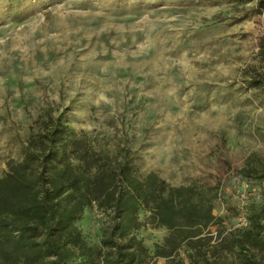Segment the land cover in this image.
Instances as JSON below:
<instances>
[{
	"label": "rangeland",
	"instance_id": "1",
	"mask_svg": "<svg viewBox=\"0 0 264 264\" xmlns=\"http://www.w3.org/2000/svg\"><path fill=\"white\" fill-rule=\"evenodd\" d=\"M252 5L0 0V177L46 114H60L96 149L113 155L126 146L141 173L173 186L219 184L224 225L244 227L250 202L264 198V181L239 172L264 168V97L242 83L264 31V11ZM107 219L89 206L76 225L96 243ZM141 234L152 254L161 242L150 229Z\"/></svg>",
	"mask_w": 264,
	"mask_h": 264
},
{
	"label": "trees",
	"instance_id": "2",
	"mask_svg": "<svg viewBox=\"0 0 264 264\" xmlns=\"http://www.w3.org/2000/svg\"><path fill=\"white\" fill-rule=\"evenodd\" d=\"M251 1L248 10L264 11V0ZM242 83L264 97V31ZM46 115L0 177V264H142L152 257L186 264L180 250L187 264L195 255L221 264L220 252L235 264H264V198L250 202L244 227L227 229L212 212L213 201L224 197L219 184L169 185L156 172H139L126 146L113 155L96 149L60 114ZM239 172L264 181V168ZM89 206L108 217L96 243H87L76 225ZM145 226L168 230L152 254L140 235Z\"/></svg>",
	"mask_w": 264,
	"mask_h": 264
},
{
	"label": "crops",
	"instance_id": "3",
	"mask_svg": "<svg viewBox=\"0 0 264 264\" xmlns=\"http://www.w3.org/2000/svg\"><path fill=\"white\" fill-rule=\"evenodd\" d=\"M166 182V181H165ZM167 183V182H166ZM213 206H214V208H213V213L215 214L217 211V213L218 214H216V215H220V216H222L223 217V214H220V212H223L224 210H225V208H224V206L223 205H221V204H219L217 201H213ZM145 229H150V230H152V231H154L155 232V236H154V234H153V236H154V242H157V243H159V242H162L163 241V238L167 235V233H168V230H167V228L166 227H164V226H158V227H150V226H145V227H143V229H141L140 230V235L142 236V234H141V231L142 230H145ZM142 241H143V239H142ZM145 242V241H144ZM153 243V242H152ZM150 248V247H149Z\"/></svg>",
	"mask_w": 264,
	"mask_h": 264
}]
</instances>
